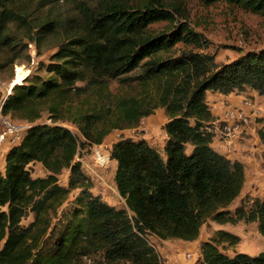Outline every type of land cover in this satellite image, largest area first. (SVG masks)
<instances>
[{"label":"trees","instance_id":"trees-1","mask_svg":"<svg viewBox=\"0 0 264 264\" xmlns=\"http://www.w3.org/2000/svg\"><path fill=\"white\" fill-rule=\"evenodd\" d=\"M20 1L35 0H0V44L17 19L10 5ZM66 1L76 3L82 31L51 55L47 77L27 75L2 104V113L30 126L8 149L0 171V264H85L87 258H98L99 264H162L150 236L192 241L210 217L218 223L256 221L264 240V196L252 197L247 209L244 200L233 212L227 208L243 187L244 167L210 146L207 126L215 115L206 101L208 90L228 94L251 88L264 94V47L221 65L208 53L174 55L177 41L200 45L203 38L183 23L151 30L153 22L173 20L157 0ZM225 1L264 15V0ZM56 29V21L46 19L37 33ZM107 78L137 86V95L107 96ZM86 92L95 100L86 95L72 102ZM158 106L168 117L164 157L142 139L112 143L109 156L116 161L114 182L124 206L110 205L91 192L75 161L84 141L61 121L99 144L113 128L135 126ZM45 112L49 123L38 122ZM257 133L264 145V125ZM33 162L47 174L33 177ZM63 168L70 170L67 187L57 179ZM78 187L75 205L59 213L70 189ZM216 234L200 244L202 264H264V250L229 255L218 243L233 245L239 236L221 229Z\"/></svg>","mask_w":264,"mask_h":264},{"label":"rangeland","instance_id":"rangeland-1","mask_svg":"<svg viewBox=\"0 0 264 264\" xmlns=\"http://www.w3.org/2000/svg\"><path fill=\"white\" fill-rule=\"evenodd\" d=\"M132 1V0H130ZM164 8L172 13V21H156L150 24L149 28L155 31L171 29L175 25L185 24L190 29L198 33L203 38L200 45L177 41L172 54L176 55L181 50H193L203 53H208L214 57L218 65L234 60L243 55L249 50L258 51L264 47V15L243 9L234 4L228 3L225 0H217L211 3H206L204 0H157ZM91 4V3H90ZM16 12L17 19L9 23L5 35L8 37L4 44H0V101L11 91V87L16 83H22L27 75L40 74L47 77L49 73L46 71V65L51 62V55L58 49L59 45L69 37L77 35L82 31L81 13L75 2L66 0H52L47 4H43L42 0L20 1L18 4L10 5ZM46 19H54L57 29L52 33L44 36H39L37 26L41 21ZM17 68L26 71L27 74L20 79L17 78ZM122 77L125 74L121 75ZM85 84V83H84ZM83 82L77 81L76 85H84ZM107 96H123L137 95V86H125L120 83L118 78L106 79ZM8 89L10 91L8 92ZM247 93H240L244 99L251 100L255 113L251 114L250 121L246 124L247 130L243 128L241 136L233 141L236 143L234 151L227 155L225 148L210 146L229 160H237L234 153L238 146L247 151L253 146L259 149L257 164L247 163L245 168L249 171L253 170V175H259L251 183L255 191L260 196H251L247 194L242 202L245 209L249 208L251 198L264 196V149L263 144L257 133L264 121V94L254 92L251 94V89H245ZM105 92V91H104ZM240 92V91H239ZM239 92L234 91V94ZM106 93V92H105ZM95 100L96 96L92 93H84L73 98L72 102L76 103L79 99L87 96ZM219 96V94H216ZM260 101L257 104L255 101ZM213 102H221L223 106L236 105L231 104L229 100L213 99ZM101 103V102H99ZM262 105V106H260ZM240 106V105H236ZM224 108V107H223ZM258 110V111H257ZM47 113H43L38 122H47ZM221 114L215 118H219ZM9 116V115H8ZM17 121H24L13 118ZM168 120L163 107H156L152 113L143 116L138 123L132 127L119 125L118 128H113L108 132L100 144L93 143L83 137L77 126L68 121H61V124L71 130L78 136L79 142L84 141L78 149L79 155H75V161L80 162V169L85 175L86 183L90 185V190L93 194H98L103 200L115 207L124 206V199L119 195L114 182L113 168L114 164L110 155V146L120 138H128L132 140H144L148 145L154 147L164 157V144L166 142V132L164 124ZM254 129L253 133L249 131ZM256 128V129H255ZM257 133V135H255ZM256 137L255 139H253ZM4 145V144H3ZM7 145V144H6ZM100 147L102 153L109 156L105 165H99L94 160L93 150L95 146ZM263 149V150H262ZM79 159L77 160V158ZM82 162L89 164L96 173L93 174L82 166ZM239 161V160H238ZM31 175L45 176L47 170L38 162L29 164ZM70 177L69 168H63L57 175L58 183L62 186H68ZM261 181H257L259 179ZM80 188H71L67 199L59 207L58 212L66 211L68 208L75 205L74 200L80 193ZM242 201V200H241ZM238 206V205H237ZM235 206V207H237ZM235 207L228 206V209L233 212ZM31 219L29 216L24 223ZM213 220L207 218L200 227L198 237L208 240L216 238L217 234L213 224L209 222ZM216 221V220H214ZM207 222V223H205ZM217 222V221H216ZM231 230V229H230ZM209 232V233H207ZM235 234V233H234ZM242 236L236 244L229 245L227 242L218 243V248L226 254L233 255L235 252H245L249 255H255L264 250V240L260 233H236ZM260 235V236H258ZM182 240V239H181ZM195 240V239H194ZM149 241L155 246L161 256L162 264H202V255L200 244H192L187 247L178 245V238L159 239L154 236L149 237ZM98 258L85 259V264H99Z\"/></svg>","mask_w":264,"mask_h":264},{"label":"built area","instance_id":"built-area-1","mask_svg":"<svg viewBox=\"0 0 264 264\" xmlns=\"http://www.w3.org/2000/svg\"><path fill=\"white\" fill-rule=\"evenodd\" d=\"M5 97L0 101V145L7 144L13 146L22 140L30 123L11 119L7 114L2 113V104ZM253 104L251 100L245 99L241 106H224L220 117L214 118L207 126V130L211 133L210 144L225 148L227 151L225 155L227 156V153L234 151L236 143L233 140L235 138L238 139L243 134L241 132L250 121L251 114L256 112L251 113L254 108ZM93 155L95 162L99 165H105L109 158V156L101 152L100 147H97V145L93 150ZM81 163L87 171L96 175L94 169L89 164L82 161Z\"/></svg>","mask_w":264,"mask_h":264},{"label":"crops","instance_id":"crops-1","mask_svg":"<svg viewBox=\"0 0 264 264\" xmlns=\"http://www.w3.org/2000/svg\"><path fill=\"white\" fill-rule=\"evenodd\" d=\"M246 89H251V88H246ZM251 94H254V92H256L255 90L251 89ZM240 93H247L245 90L240 91L237 94ZM216 94H219L216 95ZM213 99H221V100H229L231 102V104H236V105H242L243 102L242 100L244 99L243 95H235L234 92L228 93V94H224V93H220L217 91H210L208 90L206 92V101L207 104L211 110V112L215 115V117H217V115L221 114L222 110H223V105L221 102H213ZM257 102L259 103L260 101H255V103L257 104ZM258 105V104H257ZM262 106V105H260ZM262 109L264 108V105L261 107ZM262 117H264V114H262ZM261 125H264V121L261 123ZM260 125H257L256 128H259ZM255 128V129H256ZM251 132V134L253 133L254 129L251 128L249 130ZM254 134V133H253ZM257 135V133L255 134ZM258 136V135H257ZM256 137H254L253 139H255ZM11 146L9 145H0V171L2 172L4 169V163H5V154L8 151V149ZM246 147L244 146V149L240 148V146L237 147L234 156L236 157L237 160H239L244 167V174H245V180H244V184L243 187L240 191V193L229 203V208L230 207H235L237 205L240 204L241 200L244 199V197L247 194H250L251 196H260L258 192H256L254 189V187H252L251 183L253 182V180L255 178H258L257 176L259 175H253V170L250 169L249 171L245 168V164L250 163L251 164H257V155L259 154V149L254 148L253 146L250 147V150L247 151V149H245ZM264 149V146H263ZM262 149V150H263ZM113 164H114V168H113V176H114V171H115V167H116V161L114 159H112ZM261 181L260 178L257 179V181ZM227 206V208H228ZM209 222L211 224H213V227L215 228V230H225V231H229L231 233H260L258 230V226H257V222L256 221H243V220H239L238 222L232 224L229 222H225V223H218L214 220H209ZM207 223V222H205ZM231 229V230H230ZM203 233V232H200ZM209 233V232H207ZM238 235L241 239L242 236ZM260 236V235H258ZM202 240L204 239H200V237H197L195 240L192 241H184L181 240L177 241L178 245H185V247L192 245V244H199ZM240 241V240H239Z\"/></svg>","mask_w":264,"mask_h":264},{"label":"bare ground","instance_id":"bare-ground-1","mask_svg":"<svg viewBox=\"0 0 264 264\" xmlns=\"http://www.w3.org/2000/svg\"><path fill=\"white\" fill-rule=\"evenodd\" d=\"M27 74L26 71H22L21 69L17 68V78L16 79H20L21 77L25 76ZM10 91V89H8V92Z\"/></svg>","mask_w":264,"mask_h":264}]
</instances>
